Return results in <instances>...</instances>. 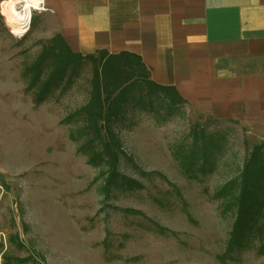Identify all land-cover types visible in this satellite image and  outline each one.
<instances>
[{
  "label": "rangeland",
  "instance_id": "obj_1",
  "mask_svg": "<svg viewBox=\"0 0 264 264\" xmlns=\"http://www.w3.org/2000/svg\"><path fill=\"white\" fill-rule=\"evenodd\" d=\"M47 37L36 15L13 37L0 13V264H264L255 249L219 259L235 213L216 196L264 141L236 123L154 103L116 126L130 159L120 172L141 188L105 194V176L69 139L79 124L61 123L86 103L90 67L40 106L25 92L24 71ZM200 133L219 147L211 172L194 179L179 157Z\"/></svg>",
  "mask_w": 264,
  "mask_h": 264
},
{
  "label": "crops",
  "instance_id": "obj_2",
  "mask_svg": "<svg viewBox=\"0 0 264 264\" xmlns=\"http://www.w3.org/2000/svg\"><path fill=\"white\" fill-rule=\"evenodd\" d=\"M35 14L76 53L138 55L198 116L264 141V0H44Z\"/></svg>",
  "mask_w": 264,
  "mask_h": 264
},
{
  "label": "trees",
  "instance_id": "obj_3",
  "mask_svg": "<svg viewBox=\"0 0 264 264\" xmlns=\"http://www.w3.org/2000/svg\"><path fill=\"white\" fill-rule=\"evenodd\" d=\"M90 67L86 103L69 114L63 125L79 124L69 139L80 142L77 153L87 164L101 170L102 190L132 191L141 185L120 172L121 160L130 161L122 149L116 126L123 125L130 111L152 112L153 104L170 110L183 100L171 87L153 82L141 58L130 52L109 54L98 50L82 55L73 52L59 35L53 36L24 71L30 81L25 92H33V104L40 106L55 91L64 93ZM219 147L210 136H194L192 147L181 151L179 160L190 178L212 170L213 149ZM224 200V212L233 211L235 220L221 261L233 253L255 249L264 257V144L252 147L237 179L226 183L216 195Z\"/></svg>",
  "mask_w": 264,
  "mask_h": 264
},
{
  "label": "bare ground",
  "instance_id": "obj_4",
  "mask_svg": "<svg viewBox=\"0 0 264 264\" xmlns=\"http://www.w3.org/2000/svg\"><path fill=\"white\" fill-rule=\"evenodd\" d=\"M0 13L2 21L15 38L23 36L26 31L28 10L18 12L15 9L14 0H0Z\"/></svg>",
  "mask_w": 264,
  "mask_h": 264
},
{
  "label": "built area",
  "instance_id": "obj_5",
  "mask_svg": "<svg viewBox=\"0 0 264 264\" xmlns=\"http://www.w3.org/2000/svg\"><path fill=\"white\" fill-rule=\"evenodd\" d=\"M15 1V9L18 12H22L24 9L28 10V20L27 26L28 28L30 24L31 17L35 14L43 13L47 9L44 5V0H14Z\"/></svg>",
  "mask_w": 264,
  "mask_h": 264
}]
</instances>
